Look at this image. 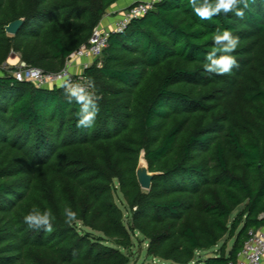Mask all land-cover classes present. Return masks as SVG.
<instances>
[{
    "label": "trees",
    "instance_id": "obj_1",
    "mask_svg": "<svg viewBox=\"0 0 264 264\" xmlns=\"http://www.w3.org/2000/svg\"><path fill=\"white\" fill-rule=\"evenodd\" d=\"M118 1L0 0V66L18 54L61 71ZM218 26L239 36L228 75L204 70ZM84 74L101 96L91 128L77 127L61 86L0 78V264H129L138 233L149 264L236 261L264 228V0L242 20L163 0L111 33ZM142 151L157 173L150 191L136 175ZM33 207L51 209L52 232L23 222ZM226 237L229 252L197 257Z\"/></svg>",
    "mask_w": 264,
    "mask_h": 264
},
{
    "label": "clouds",
    "instance_id": "obj_2",
    "mask_svg": "<svg viewBox=\"0 0 264 264\" xmlns=\"http://www.w3.org/2000/svg\"><path fill=\"white\" fill-rule=\"evenodd\" d=\"M188 3L201 20H211L214 16L229 13L242 20L245 18V9L249 7L250 0H188ZM212 40L213 47L205 54L204 70L216 75L231 74L234 67H239L235 56L232 55L239 45V36H234L230 30L218 26ZM60 86L64 90L66 99L69 102L74 100L79 105L76 113L77 127H93L100 111L98 101L101 99L95 91V82L87 79L84 83H80L65 78ZM63 215L66 224H72L77 219V213L70 206L63 209ZM54 220L55 216L51 209L41 212L36 207L23 217V222L29 229H42L49 233L53 231Z\"/></svg>",
    "mask_w": 264,
    "mask_h": 264
},
{
    "label": "built area",
    "instance_id": "obj_3",
    "mask_svg": "<svg viewBox=\"0 0 264 264\" xmlns=\"http://www.w3.org/2000/svg\"><path fill=\"white\" fill-rule=\"evenodd\" d=\"M162 1L144 0L135 2L121 13V18L112 27L107 30L102 29L100 25L95 27L89 41L67 59L65 67L59 72H46L40 68L29 66L22 61L15 64L7 61L0 66V78L11 75L18 82H29L41 88L60 86L65 78H69L73 82L84 83L88 79L84 74L85 69L102 57L110 34L124 31L133 19L143 17L154 9L155 4ZM77 60H84L82 69L79 72H72L71 66ZM229 264H264V228L249 232L248 240L237 260L231 261Z\"/></svg>",
    "mask_w": 264,
    "mask_h": 264
},
{
    "label": "rangeland",
    "instance_id": "obj_4",
    "mask_svg": "<svg viewBox=\"0 0 264 264\" xmlns=\"http://www.w3.org/2000/svg\"><path fill=\"white\" fill-rule=\"evenodd\" d=\"M242 209L243 206L239 207L232 215L231 220H233L237 215V213H239ZM136 237L137 238L134 240L133 248L126 253L130 259L129 264H149L150 262L153 261V259L147 256L146 249L148 244L140 233H138ZM223 244L227 246V252H229L233 246V240H229V238L226 237L218 244L216 248L212 250L199 251L197 257L198 258L207 257L211 255L213 251L219 250V248H221Z\"/></svg>",
    "mask_w": 264,
    "mask_h": 264
},
{
    "label": "crops",
    "instance_id": "obj_5",
    "mask_svg": "<svg viewBox=\"0 0 264 264\" xmlns=\"http://www.w3.org/2000/svg\"><path fill=\"white\" fill-rule=\"evenodd\" d=\"M138 1H144V0H120L115 5H113L106 13L104 18L102 19L100 23V27L102 29H108L112 27L120 18L121 13L127 9L129 6H131L133 3ZM21 61V58L18 54H13L9 59L8 63L15 64L19 63ZM84 60H77L75 63L71 66L72 72H79L82 69Z\"/></svg>",
    "mask_w": 264,
    "mask_h": 264
},
{
    "label": "water",
    "instance_id": "obj_6",
    "mask_svg": "<svg viewBox=\"0 0 264 264\" xmlns=\"http://www.w3.org/2000/svg\"><path fill=\"white\" fill-rule=\"evenodd\" d=\"M25 19H17L5 26V31L9 35H15L20 27L24 24ZM136 175L141 188L144 191H150L152 189L153 178L157 173L149 170V165L146 159L145 151H142L139 157V163L136 169Z\"/></svg>",
    "mask_w": 264,
    "mask_h": 264
}]
</instances>
